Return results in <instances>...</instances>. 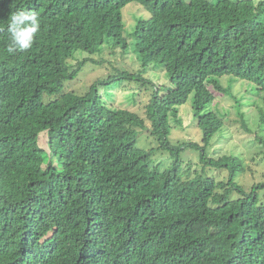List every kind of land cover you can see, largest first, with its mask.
<instances>
[{"label": "trees", "instance_id": "obj_1", "mask_svg": "<svg viewBox=\"0 0 264 264\" xmlns=\"http://www.w3.org/2000/svg\"><path fill=\"white\" fill-rule=\"evenodd\" d=\"M133 6L145 14L127 28ZM17 9L37 12L41 31L31 50L12 56L0 36V264H264V181L251 189L237 181L246 171L238 148L209 158L225 132L216 96L235 101L249 132L251 106L264 103V0H0V30ZM105 50L133 53L141 70L112 68L76 90L71 83L86 68L112 66L97 61ZM147 72L162 86L147 105L150 129L112 104L125 83L154 88ZM189 110L202 144L172 140L173 121L182 124ZM146 130L156 140L148 152L139 147ZM257 141L252 160L264 162V137ZM189 147L201 171L183 169ZM59 222L75 249L58 237L38 243Z\"/></svg>", "mask_w": 264, "mask_h": 264}, {"label": "rangeland", "instance_id": "obj_2", "mask_svg": "<svg viewBox=\"0 0 264 264\" xmlns=\"http://www.w3.org/2000/svg\"><path fill=\"white\" fill-rule=\"evenodd\" d=\"M144 11L139 6L130 7L126 10L125 14V22L128 27H133L136 24L135 15H144ZM89 57V56H85ZM93 57V56H92ZM112 63L105 64L103 66H94L86 68L83 72H81L76 81H73L71 84L75 86L76 90L82 91L85 93V89L88 87H92L94 83L98 80L104 79L106 76L111 75L112 68L117 67H125L132 72L136 70H141V65L137 61V58L133 53L124 56L121 51H118L116 55H113L111 50H105L104 53L100 56V54L96 55L97 61H100L101 58H104ZM84 58V56L82 57ZM152 72L142 74V76L146 77L148 80L154 81V88L148 87L143 90H139L136 88H140V85L137 84L134 87H131L129 84L125 83L124 87L127 86L129 89L116 90L114 99L112 104L119 106L121 108H127L131 111H134L140 114L147 121V126L149 129L151 128V123L147 118V105L150 104L152 95L157 91L160 93L162 86L158 84L155 88L156 83H161L160 78L153 79ZM159 75V73H158ZM160 76V75H159ZM222 86L227 88V82L222 80ZM168 85H166L167 87ZM136 89V90H134ZM131 90H134L135 93H132ZM233 92L235 96L240 97L244 94L245 90L242 87L241 83H237L234 85ZM136 95V102H131L133 98L131 96ZM219 103V109H222L227 112L226 115H222L224 118H220L224 123L225 132L224 134H220L215 140L212 141V146L210 147L209 158L217 159L222 157L225 154L233 153L234 151L239 149L241 153H244V157L246 156V171L244 174L240 175L237 181L244 187L251 189L254 185H257L264 181V162H261L262 155H259L256 160H252L254 156L258 153L261 148L260 143L257 141V136L264 137V129H260L261 127V116L259 114L257 106L264 107L263 101L258 98L257 105L251 106L247 118V126L251 130V132L244 129L242 126L244 125L243 121L240 120V115L238 110L235 108V101L230 96H216V101L214 104ZM217 110V108H216ZM183 122H174L173 121V130H172V140L173 141H183V142H192L202 144L204 141V132L199 126V120L196 118L194 113L182 112ZM220 116V115H219ZM246 126V125H245ZM246 126V127H247ZM144 135H141L139 139V147L144 151H151L154 147L156 148V140H154V134L150 131L146 130L143 132ZM40 145L43 149H45L48 153L50 152V148L48 146V137L45 134H42ZM181 155V162L183 163V169L187 170L188 167L192 166L195 170L202 169V164L200 163V156L198 151H196L193 147H189ZM159 162V159L156 160ZM173 162V158L170 155L165 159L166 166H169ZM197 164V167L195 166ZM46 168V167H45ZM215 177L217 181H222L223 179L228 178V174L225 171H211L210 177ZM234 197H238V195H234ZM264 203V201H263ZM45 240L42 241V243Z\"/></svg>", "mask_w": 264, "mask_h": 264}, {"label": "clouds", "instance_id": "obj_3", "mask_svg": "<svg viewBox=\"0 0 264 264\" xmlns=\"http://www.w3.org/2000/svg\"><path fill=\"white\" fill-rule=\"evenodd\" d=\"M41 31V19L37 12L26 10V9H17L12 11L8 20L6 27L1 28L0 36L6 35L5 41V51L8 55H16L23 53L32 49L36 37ZM101 232H105L101 229ZM2 232H0V246L5 242L6 238L1 237ZM86 233L82 234L84 237ZM55 237H58L55 240L56 244H64L63 248L66 250H73L72 241L70 239V234L64 223H58L52 227L48 232L47 236L41 237L42 239L38 242L41 245L51 242ZM81 239L77 245L80 244ZM45 240L43 243L42 241ZM49 259L48 253L43 252L42 256L39 258L41 262H46Z\"/></svg>", "mask_w": 264, "mask_h": 264}]
</instances>
